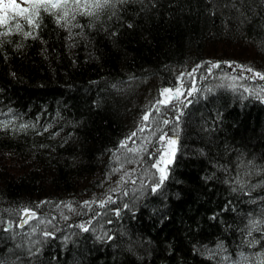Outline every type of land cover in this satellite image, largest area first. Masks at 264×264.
I'll list each match as a JSON object with an SVG mask.
<instances>
[{"label": "trees", "instance_id": "trees-1", "mask_svg": "<svg viewBox=\"0 0 264 264\" xmlns=\"http://www.w3.org/2000/svg\"><path fill=\"white\" fill-rule=\"evenodd\" d=\"M114 3L75 13L71 35L64 9H41L39 29L0 27V264H264V81L215 77L264 74V0ZM181 73L183 103L161 124L184 113L163 194L100 207L121 141L154 110L147 90ZM24 209L50 224L20 226Z\"/></svg>", "mask_w": 264, "mask_h": 264}, {"label": "snow or ice", "instance_id": "snow-or-ice-1", "mask_svg": "<svg viewBox=\"0 0 264 264\" xmlns=\"http://www.w3.org/2000/svg\"><path fill=\"white\" fill-rule=\"evenodd\" d=\"M115 2L119 3H126L127 0H115ZM22 3L27 6H22L21 3H18L17 0H0V27H7L9 26V22L13 20L16 17L22 18L26 24L31 27L32 29H39L40 27V10L43 9L45 12H49L51 9H64L63 14L57 17L56 23L59 26L65 27L68 29L69 34L71 35V29L74 27H80L79 24H73L72 21L76 19L75 13H80L83 15L92 16L95 14L96 10L102 9L107 6H115L114 0H22ZM74 7H69V6ZM232 7H236L235 4H232ZM243 15V13H241ZM131 27V25H129ZM15 31L22 32L23 36L25 38L32 37L33 39H36V36L31 31H25L24 27L20 23L15 24ZM7 32H0V35H7ZM231 67V65H229ZM200 65H197L195 69L192 70V72H195ZM219 67L218 64H212L209 67V72H211L212 68ZM240 69L241 75L239 77H233L232 79H246V77L243 76V73L245 71L252 73V79L259 78V80L264 81V74L258 71H254L251 67H243V66H237ZM185 75V73H181L180 77L177 78V86L175 88L165 87L161 89L160 91V99L156 101V104L153 105V109L156 113H160L161 108L159 106H163L165 108L169 107L170 105L175 107V105L172 104L175 100H180L182 96L185 95V92L182 91V78ZM187 75L191 76L192 73H187ZM193 79H195L193 77ZM264 90V89H262ZM197 89L195 87H191L187 89V96L193 95ZM245 92H248L249 89L245 88ZM261 102H264L262 100ZM183 103V101H181ZM191 103V101H189ZM185 107L187 105H184ZM184 115V113L179 109L176 108V115L173 117V120L176 122V127L171 129V135H169L168 132H165L163 128L159 126V123H157L155 128H151V126L148 124V121L150 120L151 113L145 112V114L142 117V121L144 124L138 128V131H134L130 134L129 137L126 138L125 141H121L120 148L127 149L129 153H136L139 151H149L146 147L140 146L137 148H131L128 147V141H131L132 143H136L135 137L138 135V133H143L145 131H148L151 129V133L153 136H155L157 133H160L158 136L157 143L161 145L160 148L156 149V155L158 158H155V162L151 163V168L156 170V173H158V179L152 180L150 184V190L152 193H160L163 194V188L165 185V182L170 178V172H171V166L175 163L176 155H177V145H178V126L179 121L181 117ZM173 121L165 118L162 120V124L167 127L170 124H172ZM4 128H7V124L2 125ZM27 125L21 124L20 128H25ZM46 130V129H45ZM145 142L147 144L152 143L150 139L145 138ZM142 142V145L143 143ZM148 158L151 160L153 159V156L151 152L149 151ZM135 171V170H133ZM123 180V177H121ZM136 181L133 180L132 183H135ZM124 195H128L127 191L124 192ZM111 201V197H109L108 201H100V207H104V205ZM90 203L85 201L84 205L87 206ZM69 208L71 211V205H65ZM38 207V206H37ZM125 208L128 207L127 204L124 205ZM29 209H24V216L22 217V224L20 226H23V224L29 223V220L36 219V212L31 211L29 214ZM117 214H119V210L117 209ZM99 215V213H97ZM67 219V217H65ZM40 223H43L41 220ZM50 223V221H49ZM82 231H88L89 229L84 225H79ZM10 229H5V231H8ZM32 232H36V228L32 229ZM43 235L45 237L53 236V233L45 231L43 232ZM108 239H111V237H108ZM38 251V250H37Z\"/></svg>", "mask_w": 264, "mask_h": 264}, {"label": "rangeland", "instance_id": "rangeland-1", "mask_svg": "<svg viewBox=\"0 0 264 264\" xmlns=\"http://www.w3.org/2000/svg\"><path fill=\"white\" fill-rule=\"evenodd\" d=\"M17 2L21 3L22 6H27L22 3V0H17ZM259 69L261 71H264V67ZM240 75V73L233 72L232 70L225 67V69L221 73H218L215 77L221 79L223 84L240 87L245 82V79H232L233 77H239ZM160 91L161 90L157 91L154 86L151 89L149 88L147 90V95L142 102L143 107H149L151 103L156 104V101L160 99ZM179 101H181V99L173 101L172 104L177 107V104L180 103ZM157 106L161 108L160 113H156L154 110L149 111L151 113V116L148 124L151 126V128H155L157 123H159V126L162 127V120L167 118L166 113L170 112L169 108L173 107L171 105L167 108L159 105ZM143 124L144 122L140 120L138 128ZM172 125L173 122L169 126ZM171 129L173 128H168V131H166L169 133V135L172 134ZM136 131H138V129ZM159 134L160 133H157L155 136H153L151 133V129H149L148 131H145L143 133H138V135L134 138L136 143L128 141V147H146L151 152L153 159L150 160L148 158L149 151L129 153L126 148L120 150L117 156L114 157L115 162L113 159L114 164L112 163L108 174L105 177L107 179L104 180L101 189H97V193L93 196L95 197L100 193L101 197H103L106 201L109 200V197H111L112 201H121L123 199L121 196L124 190H136L137 194H140L142 193V190H144L143 188L150 186L152 180L158 179V173H156L155 169L151 168V163L155 162V158H158L156 155V149L161 147V145L157 143ZM145 138L150 139L152 143L147 144L145 142ZM142 142L145 143H143L142 145ZM121 177H123V180L121 179ZM133 180H135L136 182L132 183ZM71 208L72 210L70 211L67 207L66 216L73 215L74 206H71ZM22 217L23 216H21V219ZM36 217V219H31L29 220V223L26 224L31 230L33 228H41L50 224L49 220L42 219L38 216ZM59 217L61 219L62 216L59 215ZM41 220L43 221V223H40Z\"/></svg>", "mask_w": 264, "mask_h": 264}, {"label": "water", "instance_id": "water-1", "mask_svg": "<svg viewBox=\"0 0 264 264\" xmlns=\"http://www.w3.org/2000/svg\"><path fill=\"white\" fill-rule=\"evenodd\" d=\"M22 224V219H21V221H20V225Z\"/></svg>", "mask_w": 264, "mask_h": 264}]
</instances>
